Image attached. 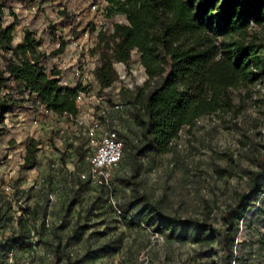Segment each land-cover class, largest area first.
<instances>
[{
  "label": "rangeland",
  "instance_id": "374dc122",
  "mask_svg": "<svg viewBox=\"0 0 264 264\" xmlns=\"http://www.w3.org/2000/svg\"><path fill=\"white\" fill-rule=\"evenodd\" d=\"M91 1L14 0L7 20L15 22L13 44L30 29L49 67L85 89L78 117L88 122L106 112L105 123L125 140L124 156L110 185L83 179L94 152L86 127L77 117L46 113L36 96L13 89V82L3 88L0 93L15 103L0 119V264H223L217 235L161 224L143 196L170 215L221 227V215L249 189L264 154V77L234 90L236 111L204 115L183 127L169 151L141 150L143 126L127 97L162 78L149 80L134 52L129 65L115 64L119 79L101 90L94 76L96 37L82 29L92 19L100 27L125 16L105 20L103 4ZM61 40L65 48L55 55ZM30 137L40 140L38 163L22 168ZM236 242L234 264H264V197L241 223Z\"/></svg>",
  "mask_w": 264,
  "mask_h": 264
},
{
  "label": "trees",
  "instance_id": "16d2710c",
  "mask_svg": "<svg viewBox=\"0 0 264 264\" xmlns=\"http://www.w3.org/2000/svg\"><path fill=\"white\" fill-rule=\"evenodd\" d=\"M14 0H0V92L12 82L13 89L36 96L41 105L58 116L75 117L81 84L61 83V70L49 67L50 57L39 49L40 41L30 29L13 44L15 22H8L6 7ZM44 2L46 0H30ZM103 4L109 20L120 14L125 21L97 25L86 23L96 37L92 52L98 55L94 69L101 90L118 79V62L129 65L139 54L149 80L161 81L146 91L148 81L127 102L143 126L141 150L171 149L185 126L204 115L238 109L234 90L250 87L264 77V0H92ZM61 13L69 17L66 10ZM14 14V12H13ZM70 18V17H69ZM260 28V29H258ZM60 42L55 55L63 52ZM9 92V95H12ZM15 103L13 96L0 93V119ZM120 137L124 140L119 130ZM125 142V140H124ZM40 140L30 137L22 168L38 163ZM249 189L221 215L222 226H209L197 218L170 215L143 196L152 215L166 225H188L210 231L220 238L223 264H234L235 246L241 223L264 197V154L256 159Z\"/></svg>",
  "mask_w": 264,
  "mask_h": 264
},
{
  "label": "built area",
  "instance_id": "2783aa9c",
  "mask_svg": "<svg viewBox=\"0 0 264 264\" xmlns=\"http://www.w3.org/2000/svg\"><path fill=\"white\" fill-rule=\"evenodd\" d=\"M75 74L80 75V71L77 70ZM61 83L69 85L62 78ZM85 97V90H81L76 99L79 112L75 117H77L80 125L86 127V133L94 148V152L90 158L89 172L82 174V178L92 179L100 186H108L113 182L112 171L124 156L125 142L120 137L118 128L105 123L104 118L106 117V112L104 110L101 111L98 117H91L88 122L82 117H78L80 114V105L83 103ZM116 107L119 108L120 106L117 104ZM44 109L46 113H53V111L45 107Z\"/></svg>",
  "mask_w": 264,
  "mask_h": 264
},
{
  "label": "crops",
  "instance_id": "0c3cea01",
  "mask_svg": "<svg viewBox=\"0 0 264 264\" xmlns=\"http://www.w3.org/2000/svg\"><path fill=\"white\" fill-rule=\"evenodd\" d=\"M38 102H39V100H38ZM40 103V102H39Z\"/></svg>",
  "mask_w": 264,
  "mask_h": 264
}]
</instances>
